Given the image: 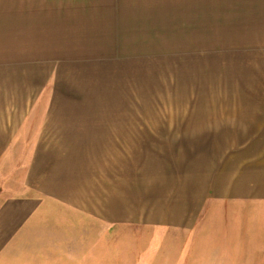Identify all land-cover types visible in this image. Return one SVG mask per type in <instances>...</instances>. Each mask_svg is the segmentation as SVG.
<instances>
[{
    "label": "rangeland",
    "instance_id": "374dc122",
    "mask_svg": "<svg viewBox=\"0 0 264 264\" xmlns=\"http://www.w3.org/2000/svg\"><path fill=\"white\" fill-rule=\"evenodd\" d=\"M58 78L68 94L69 85L80 92L74 94L77 104L61 101L59 111L70 106L85 112L82 126H143L173 132L145 135L148 139L137 142L145 147L142 164H136L139 178L158 181L154 185L162 194L159 222L163 226L80 220L60 211L53 199L41 207L40 217L33 221L68 224L71 229L65 239L74 235L85 240L84 245L98 240L95 248L81 246L87 257L95 249L98 255L108 252L107 260L95 256L94 261L86 258L80 264H185L186 255L199 259L200 251L207 248L206 253L223 254L226 259L264 256V203L256 204L253 214L242 204V213L233 216L229 202H224L201 238L200 199L185 181L187 176L191 187L200 166L199 146L187 142L200 136L176 135L203 126L212 117L208 107L215 100L226 112V100L264 94V0H0L1 98L9 100L24 91L33 101L25 114L15 117L18 109L9 100L13 113L0 119V123L11 122V140L3 145L8 149L0 151L4 168L0 194L32 195L33 188L23 183L29 168L38 169L39 159L46 172L56 173V151L29 147H39L37 140L49 136V129H43L49 128L46 112ZM156 137L162 138L160 145L155 144ZM243 139L228 136L232 143ZM136 149L131 148L133 158ZM191 152L195 158H189ZM34 175L29 183L38 186ZM10 185L19 190L5 191ZM126 186L131 200L140 198L135 190L142 182ZM179 209L190 214L183 222L178 219L184 214ZM191 222L193 228L180 225ZM100 239L110 247L100 246ZM201 240L208 241L209 247L202 248Z\"/></svg>",
    "mask_w": 264,
    "mask_h": 264
},
{
    "label": "crops",
    "instance_id": "0c3cea01",
    "mask_svg": "<svg viewBox=\"0 0 264 264\" xmlns=\"http://www.w3.org/2000/svg\"><path fill=\"white\" fill-rule=\"evenodd\" d=\"M55 17L61 19L58 14H55ZM40 18L45 20L46 15H40ZM71 18L79 22L87 21V17L71 15ZM95 23L91 26L93 37L96 34ZM35 24L42 27L40 22ZM82 27L75 29L80 31ZM250 50L253 49L250 47ZM56 81L51 98L52 106L50 112H46L49 128L43 129L44 132L49 129V136L47 139L37 140L39 147H29L30 150L56 151V173L48 170L46 172V165L39 159L38 169L34 171L29 168L28 178L25 184L23 183L26 187L33 188L32 195L0 194V264H80L81 260L86 258L89 262L94 261L92 257L95 256L107 260L106 251H101L102 255H98L95 249L88 257L86 252L82 253L81 246L85 240L74 235L65 239V234L71 229L68 224L33 221L40 217L41 207L49 203V199L56 201L60 211L78 216L80 220L86 217L87 221H99L107 225H138L149 228L163 226V223L159 222L160 210L163 209L159 201L162 194L154 185L158 181L153 180L152 184L150 180L139 178L136 164H142L140 157L145 147L142 145L144 143L137 142L148 139L145 135L168 136L173 135V132L169 134L165 129L143 126H82L81 120L87 119L85 112L70 106H65L59 111L61 101L77 104V96L74 94L79 95L80 92H75L74 86L69 85L72 88L68 86L70 95L64 91L63 81L59 78ZM26 84L27 82L23 83L24 86ZM101 86L104 88L106 85L101 83ZM1 91L7 97L3 88ZM20 95L10 96L9 99L12 107L18 109L15 117L25 114L33 102L24 96L26 92L22 91ZM28 97L32 98V95L28 94ZM71 98H74L73 101ZM9 100H2L0 94V119L13 113L12 107H8ZM208 108L212 111V117L208 118L203 126L185 128L184 133L176 134L200 136L190 138L187 142V145L199 146L200 166L196 178L190 184L191 187L187 185V176L185 181L187 189L196 199H200L201 238L210 226L208 222H212L218 215L224 202H229L233 216L234 213H242V204L248 207L245 210L252 213L256 204L264 203V94L239 95L232 100H226V112L217 100ZM10 125V121L4 120L0 123V127L4 129V132L0 133V151L8 149L3 145L11 140ZM127 135H140L143 139L129 138ZM228 136H244V139L242 142L232 143L228 141ZM161 140V137H156L155 144L160 145ZM132 147L137 148L135 158L131 153ZM195 154L192 157V152L189 153V158H195ZM34 161L35 159L33 164ZM128 161L131 163L126 166ZM3 173L4 168L1 167L0 181ZM33 173V180L38 186L29 183ZM131 181L142 182L143 186L135 190L140 198H129L126 183ZM120 183L122 186L118 187ZM15 186L10 185L5 191L17 190ZM179 210L184 213L178 216L183 222L190 214H187L188 209ZM174 225L193 228L192 222ZM99 242L100 246L110 247L105 239H100ZM97 243L98 240H89L84 247L95 248ZM209 245L208 241L201 240L202 248ZM207 249L200 251L199 259L191 254L186 255L185 264H264V256L248 255L226 259L223 254L206 253ZM50 256L53 257L51 262ZM188 258L194 260L189 261Z\"/></svg>",
    "mask_w": 264,
    "mask_h": 264
}]
</instances>
